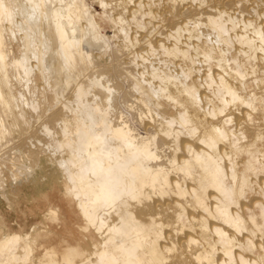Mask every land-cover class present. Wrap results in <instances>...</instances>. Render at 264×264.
<instances>
[{
    "label": "bare ground",
    "instance_id": "1",
    "mask_svg": "<svg viewBox=\"0 0 264 264\" xmlns=\"http://www.w3.org/2000/svg\"><path fill=\"white\" fill-rule=\"evenodd\" d=\"M157 2L0 0V196L49 163L81 220L0 264H264V0Z\"/></svg>",
    "mask_w": 264,
    "mask_h": 264
},
{
    "label": "rangeland",
    "instance_id": "2",
    "mask_svg": "<svg viewBox=\"0 0 264 264\" xmlns=\"http://www.w3.org/2000/svg\"><path fill=\"white\" fill-rule=\"evenodd\" d=\"M151 1L153 4L157 2V0ZM145 19L143 18L142 21ZM108 31L112 32L109 26ZM25 159L23 158V161L27 163L28 160ZM8 165L10 166V163ZM36 173L35 176L9 189L11 204L2 200L0 196L2 214L0 221L5 220L12 230L29 229L34 224L39 228L49 227L53 231L49 238L52 243L60 246L65 242L63 239L76 243L79 241L76 228L81 220L68 198L63 195L64 181L61 174L56 173L55 167L49 163L44 164V170L37 168ZM6 174L9 177L8 170ZM51 207L58 211V218L55 220L46 214ZM41 251L42 249L39 248L35 254L39 257ZM188 263L191 264L190 257L187 258L186 264Z\"/></svg>",
    "mask_w": 264,
    "mask_h": 264
}]
</instances>
